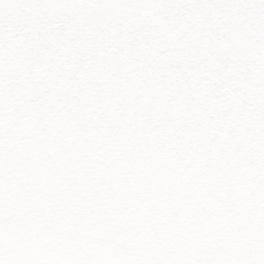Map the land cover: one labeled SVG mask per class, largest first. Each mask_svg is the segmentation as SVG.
Segmentation results:
<instances>
[{
  "label": "snow or ice",
  "instance_id": "6c2138e0",
  "mask_svg": "<svg viewBox=\"0 0 264 264\" xmlns=\"http://www.w3.org/2000/svg\"><path fill=\"white\" fill-rule=\"evenodd\" d=\"M0 264H264V0H0Z\"/></svg>",
  "mask_w": 264,
  "mask_h": 264
}]
</instances>
